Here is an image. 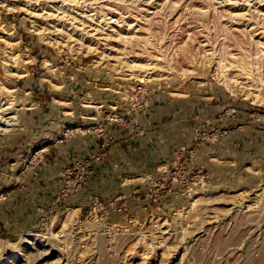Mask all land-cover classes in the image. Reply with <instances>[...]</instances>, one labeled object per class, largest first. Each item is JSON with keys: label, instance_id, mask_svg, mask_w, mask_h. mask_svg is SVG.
I'll return each instance as SVG.
<instances>
[{"label": "rangeland", "instance_id": "374dc122", "mask_svg": "<svg viewBox=\"0 0 264 264\" xmlns=\"http://www.w3.org/2000/svg\"><path fill=\"white\" fill-rule=\"evenodd\" d=\"M0 264H264V0H0Z\"/></svg>", "mask_w": 264, "mask_h": 264}, {"label": "bare ground", "instance_id": "6f19581e", "mask_svg": "<svg viewBox=\"0 0 264 264\" xmlns=\"http://www.w3.org/2000/svg\"><path fill=\"white\" fill-rule=\"evenodd\" d=\"M5 110V109H4ZM7 110V109H6ZM5 120V119H4ZM17 120H16V117H14V116H12V117H10V118H8L5 122V124H6V126L7 127H13V126H16V122ZM3 125H4V123H3ZM7 129V128H6ZM3 130V129H2ZM5 130V129H4Z\"/></svg>", "mask_w": 264, "mask_h": 264}]
</instances>
